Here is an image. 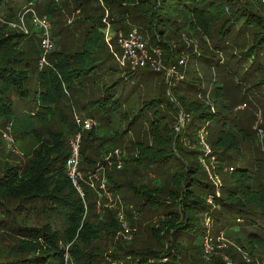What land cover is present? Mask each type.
I'll list each match as a JSON object with an SVG mask.
<instances>
[{
  "label": "trees",
  "instance_id": "1",
  "mask_svg": "<svg viewBox=\"0 0 264 264\" xmlns=\"http://www.w3.org/2000/svg\"><path fill=\"white\" fill-rule=\"evenodd\" d=\"M24 1L29 5L40 3V0ZM62 1L48 0L47 7L42 8H47L44 12L50 13L56 24L59 23L56 19L62 15V11L57 8ZM64 1L70 3L69 0ZM13 2L14 0H0V13L10 20L17 17L12 8ZM78 2L77 8L85 17L76 21H80L82 25V21L86 23L82 28L85 29L82 45L72 54L55 51L49 56V60L53 62L52 68L38 72L41 91L32 101L36 106L34 105V109L32 107L28 117L21 116L18 120H15L14 116L15 101L18 99L25 103L23 99L30 96V73L38 68L36 61L40 59L41 52L39 51V58L33 57L29 51L31 42L27 41V35L0 25V122L12 128L16 134L25 129L26 131L20 134L22 139L27 134H32L36 139V146L30 151L31 158L23 169L8 164L3 169L0 167V230L8 232L18 243V252H11V255H15L14 258L10 259L8 253L4 256L5 253L0 252V264H67V255L71 257L73 264H225L219 257L210 260L201 258L203 233H196L207 232L200 223V216L204 214L217 217L216 222L221 228L233 227L230 224L234 220L236 224V218L243 219L246 228L241 230V234L248 236V244H263L264 184H259L254 190L250 184V171L241 164L244 158L241 141L246 140L247 135L237 116L231 115L234 107L231 103H234L241 93L242 98H246V95L252 96L250 92L254 88L261 90L264 96V0ZM89 3L92 6H89ZM129 24L138 26L139 33L149 38L151 46L155 47L151 49V54L153 50H158L171 70L177 68L182 73L181 80L171 84L172 89L169 88L168 78H165L166 88L170 91L168 101L155 98L147 103L142 102L137 112H123V94L132 88V76L137 74L139 68H128L129 71L122 74L118 68L120 63L116 61L118 57H115L120 49L116 46L114 51L102 33V29H112L115 34L121 31L131 33V30L136 28H130ZM71 26L73 25L65 28H72ZM58 28L61 34L64 27ZM190 31L201 32L210 44H207V40L199 38L200 50L195 51L197 47L193 49L194 46L191 45L192 50L188 51L182 42ZM191 39H195L194 36H191ZM185 55H188L189 60H194L189 69L180 65V59ZM71 58L72 61L68 60ZM189 60L188 64H191ZM199 63L208 72L214 70L236 80L233 88L228 87L232 92L227 98L224 89H221V83L215 82V93L208 95L212 104L204 105L199 99L187 103V95H207V87L198 77L199 73L195 68ZM115 75H118L117 81L104 82L100 87V80L105 76L111 80ZM65 89L71 92L72 98L69 99ZM75 95L80 99L94 96L90 101L86 100V103L100 114L101 121L106 123L105 128L95 126L93 129L97 132L91 129L84 134L85 137L82 136L81 153L86 166L80 169L86 173L100 161L98 152L101 148L118 149L119 145L111 146L108 142H115L129 134L140 121L137 119L149 107H159L155 110L154 121L151 123L155 146L144 147V142L131 146V149L138 150L136 157L130 159L134 161L132 164L136 165L132 175L138 176L141 166L139 164H157L167 169L168 176L165 181L169 180L167 182L171 185V190L169 193L166 191L168 188L163 186L165 181L162 184L155 181L157 186L154 189L150 185L132 186L127 199L129 201L132 198V192L133 198L138 199L140 196L144 202L139 211L166 205L164 217L160 220L161 230H156L155 225L150 226V230L154 232V248L130 251L117 245L108 255H104L99 246L92 248V244L104 239L103 231L108 235L105 239L111 241L112 238L113 246V237L122 230V224L117 222L116 214L112 210L106 209L101 216L97 214V204H94L92 210L88 205L85 207L83 198L67 175L66 163L72 148L69 139L81 135L85 126L80 127L74 119L68 121L63 117L62 121L66 126H62L56 133L41 129L48 132L46 142L42 141L37 129L31 128L37 123L44 124L45 120L47 122L48 114L57 115V105L61 99L74 100ZM231 96L232 101L228 103ZM213 107H217L218 111H213ZM262 107L264 109V104ZM161 108H172L175 112V116H172L174 118L167 119L165 124L162 123L166 119L167 111ZM180 115H185V120L178 125L180 130L177 131L176 127H171V123L175 124L176 121L178 124ZM84 118L90 119L86 115ZM145 121L142 120L143 123ZM93 122L96 125L94 120ZM192 127L190 133L188 128ZM99 128L101 133H98ZM109 133L114 135L113 138L107 139ZM5 134L7 133L0 134V142ZM202 134H206L210 145L200 138ZM96 140L101 142L96 144ZM262 142L260 139V143ZM201 143L210 151L202 150ZM253 143H257L256 138ZM6 147L8 148V145ZM212 158L219 166L218 171L222 170L224 164L235 167L232 173V176L236 174L235 184L226 190L225 197H217L215 187L201 177L207 175L202 160L210 162ZM108 179L109 186L115 191L122 188V184L127 185L121 180L116 182ZM86 191L89 194L91 190ZM207 197L215 199L212 205L207 202ZM170 203L179 207L180 212L168 211ZM215 205L217 208L219 205L223 208L227 219L221 216V212H213ZM27 213L34 214L35 217L43 214L61 217L59 219L63 221L62 230L55 229L51 224L30 225L25 217ZM106 220L109 223H103ZM195 234L196 238L189 241L188 236ZM167 241L170 245L164 250ZM198 242L200 245L194 244ZM68 245L71 247L67 254ZM249 255L254 256V251L250 250ZM250 263L257 264L254 260Z\"/></svg>",
  "mask_w": 264,
  "mask_h": 264
},
{
  "label": "rangeland",
  "instance_id": "2",
  "mask_svg": "<svg viewBox=\"0 0 264 264\" xmlns=\"http://www.w3.org/2000/svg\"><path fill=\"white\" fill-rule=\"evenodd\" d=\"M39 1V0H38ZM48 0H40V3L34 5H29L24 0H14L12 3V8L17 15L16 19L10 20L4 17L2 13H0V25H5L8 28L17 30L24 34L22 31L23 29V23H22V17L21 15L28 10H32L36 12V15L39 18L45 17L49 24L51 25L52 30V37L53 39V45L54 49L52 51H62L65 54H72L75 51L79 50L78 47L82 45V39L84 38V32L85 29H82L83 26L86 24L84 21L83 25L80 21H76L81 19H84L85 16H82V13L80 10H78V0H69L70 3L68 4L64 0L62 3L60 2L58 5V9L62 11V15L58 17L59 23L56 24L54 20L51 18L52 15L50 13H45L42 9L43 7H47ZM58 4V2H57ZM93 5H97V3H93ZM91 3H89V6H92ZM42 9V10H41ZM105 17H108V15H105ZM81 24V25H80ZM26 28L29 31V35H27V41L31 42V46H29V51L33 54V57L40 56L39 51L41 52V45H42V39L40 36V30L39 28L32 23V16L25 17V24ZM70 25L72 28H65ZM130 25V24H129ZM58 27H64L62 30V33L60 34ZM130 28H136L131 30V34L135 31L136 36H139L140 39L145 43L146 50L148 52V55L151 56L150 52L151 49H155V47L151 46L149 38L145 37L141 32L139 33L140 29L138 26H131ZM130 29H128L129 31ZM197 31H190L189 35H186L184 37L182 45L186 46L188 51L192 50V46L197 47V50H200L198 46H200L198 39L201 38L203 41L207 40V44H210L207 37H204L203 34L200 32L195 33ZM38 33V34H34ZM103 35L105 34V38L108 42H111L112 47L115 48L116 46H119L116 42V38L118 35H114L115 33L112 32V29H102ZM125 33V32H120ZM182 33V32H181ZM185 33V31L183 32ZM60 34V35H58ZM127 35H130L129 33H125ZM186 34V33H185ZM191 36H194L195 39H191ZM198 43V44H197ZM192 45V46H191ZM27 50V47L25 48ZM120 51L116 54L115 57H122L121 48L119 47ZM188 55L182 56L180 59V65L183 66L185 69H189L193 66L194 60H189ZM157 61V65L154 68L152 66V63L150 61H147L145 64H141L139 67V70L137 71L136 75L132 76L133 86L132 88L126 92L124 95L125 105L123 107V112H131L136 111L137 109H140L142 106V102H148L155 98H161L164 101L170 99L169 96V89L167 90L165 85V78H168V81L170 82L169 88L172 89L171 84L178 83L182 78V73L179 72L177 68H173L172 71L167 65L165 57L162 58L161 55H157L155 57ZM70 61L73 60V58L68 59ZM191 62V64H188ZM40 59L36 61V65H38V68L30 73V82H29V89H30V96L28 98H24V102L19 101L16 99L15 101V120H18L21 116L28 117L31 113V109L34 105L36 106V103L32 102L34 101L35 97L39 95L41 89L39 87V81H38V72L40 70L46 69V68H52L53 62H50V67L41 68L40 66ZM53 61V60H52ZM118 61V59H116ZM118 68L120 69L122 74H125L127 71H129L128 68H131L133 70H136L137 68H132L129 65L127 66H121L118 64ZM172 68V67H171ZM195 68L197 69L199 75L198 77L202 79L203 84L207 87V95H196L191 94L187 95L186 100L187 103H190L191 101H195L197 99L204 102V105L212 104L208 100V95L210 93H215V82L221 83L222 87L221 89H224L225 97L227 98L228 95L231 94V90H228V87L233 88L236 84V80L232 79V77L228 76L227 74H219L217 71H211L208 72L204 66H202L200 63L195 65ZM154 69V70H153ZM189 73L187 78L189 79ZM118 75L113 76L111 80H109L106 76L100 80V87L104 82H115L117 81ZM167 81V82H168ZM199 81V80H197ZM99 87V88H100ZM68 93V97L72 98L71 92L69 90L65 89ZM168 91V92H167ZM37 92V93H36ZM133 94H131V93ZM252 96L246 95V98H242L243 94L241 93L240 96L234 101V103H231L233 105V110H231V115L237 116L239 119V124L243 126V129L245 131V134L247 135L246 140L241 141L242 143V153L244 155L243 162L241 163L243 166L247 167L250 171V175L252 176V179L250 181V184L254 188V190L257 188V186L261 183L264 184V109L262 107V104H264V96L261 94V90H258L254 88V90L250 92ZM94 97V96H93ZM93 97H87L86 99H80L77 95H75L74 100H68L67 98L61 99L60 103L57 105V115L55 116H47L48 121H43L44 124L37 123L31 128L37 129V131L40 134V137L42 141L46 142L48 137V132L42 131L41 129H47L49 132L56 133L58 129L65 127L66 125L63 124V117L67 118V120L74 119L76 120H94L96 122V125L92 124V126H87V128L83 129L81 132V141L79 143L80 149H83V137L84 134L86 135L87 132L96 131L93 129L96 127H106V123L102 122V117L100 114H98L95 110H93L92 107H89L86 103L87 101H90ZM166 97H168L166 99ZM37 98V97H36ZM98 98V97H95ZM231 99H228V103L232 101ZM37 102V99L35 100ZM261 102V103H260ZM39 103V101H38ZM72 104V105H71ZM180 104V103H179ZM39 106V105H38ZM66 106V109H65ZM54 107V106H53ZM159 107H149L146 111H144L143 115L140 116L137 120L138 121L135 126L132 128L131 132L123 137L118 138L115 142H108V144H111V146L119 145L118 149L121 151V163L123 162L122 170L117 169L114 166L115 161L110 160V153L113 152L114 148L106 147L102 150V148L99 150V158L100 161H98L97 165L91 168L88 173L85 171H82V179L79 182L80 189L83 191L84 197L83 201L85 204V207H88L92 210L94 204H97V214L103 215L106 209L112 210L116 215L115 219L119 224H122V227L114 238V244L111 245V241L105 239V236H108L103 231L104 239L98 243L92 244V248L95 246H99L104 251V255L110 254V250H115L117 245H120V247L123 248V250H130V251H137V250H144V249H151L155 247V240L152 238L153 231L150 230V226H156V230H161L160 226V220L164 217L163 214H165V206H160L158 208H153L152 210L144 209L142 211H139L140 206L143 205L144 200L138 196L136 198H133V192L131 193L132 198L128 201V196L130 194V191L133 187H140L142 185H150L152 189H154L157 186V183L155 181H158L159 184H162L163 181L166 180L168 173L167 169L163 167H159L157 164H153L152 166L147 165L146 163L139 164V172L138 176L132 175L133 167L136 166L135 164H132V160H130L132 157H136L138 150L131 149V146L137 143L142 144L143 146H155V140L153 139V136L151 135V123L154 121V112L155 110H158ZM39 109V108H38ZM60 109V110H59ZM162 109V108H161ZM24 110V111H23ZM162 110L167 111L166 119L163 121L162 124H165L167 119L171 120L175 116L174 110L163 108ZM213 111H218L217 107H213ZM49 112V111H47ZM85 115L89 117L90 119H85ZM134 115V114H133ZM156 115V114H155ZM132 116V114H130ZM180 120L178 124L175 121V124L171 123V127H176V130L179 131L180 127H178L179 124L184 123L185 115L179 116ZM142 120H146L145 123L142 122ZM77 123V122H76ZM126 122L123 124V128L125 127ZM63 126V127H62ZM193 130L192 128H188V131L191 133ZM19 131V130H17ZM22 131H26L25 129L20 130V134ZM98 133L100 132V128L98 129ZM15 131H12V128L6 127L5 125H2L0 122V134H5L7 136H3V141L0 142V167L3 169L6 164L8 165H17L20 167V169H23L27 163L30 160V156L32 155L30 151L32 148H34L36 139L31 135H26L23 139L20 136V134L14 133ZM97 132V131H96ZM19 133V132H18ZM69 135L71 136L72 133L69 130ZM50 136V135H49ZM114 135H111L110 133L107 136V139L113 138ZM206 134H202L200 136L201 139L206 141ZM76 137L72 136L71 139H69L70 147L72 146V142ZM257 139V143H253L254 139ZM260 139L263 141L260 143ZM5 140V141H4ZM41 141V142H42ZM3 142V143H2ZM101 141L96 140V144L100 143ZM106 143V140H105ZM202 144V143H201ZM209 144V143H208ZM8 145V148L6 147ZM210 145V144H209ZM39 145H37L38 147ZM140 146V145H138ZM202 150L204 149L203 144L200 146ZM211 148V147H210ZM195 149V148H192ZM116 150V149H115ZM83 155L81 153V163L80 167L83 168L85 162L83 163L82 159ZM109 159V161L107 160ZM105 163L103 164V162ZM112 162V164L110 163ZM218 163V162H217ZM115 167V168H114ZM218 164L212 165L208 167L207 170V177L205 175H202L201 177L208 181L211 185H213L217 192V197H225L226 196V190L232 188L231 186L235 184V177L232 176V173L235 170L234 165L231 164H224V167L222 170L218 169ZM1 173V171H0ZM89 174L91 176H89ZM111 180H118L124 181L127 185L122 184V188L119 190H112L109 179ZM169 181V180H167ZM165 181L166 183L163 184V186L167 187L168 190H166L168 193L171 190V185ZM133 184V185H132ZM86 189H90V193L87 194ZM78 191V190H77ZM79 193V191H78ZM80 194V193H79ZM90 197V199L87 200V198ZM206 198L205 196H203ZM86 200V202H85ZM214 198H208L207 202L212 205L214 203ZM168 202V201H167ZM171 207L168 208V211H178L180 212L179 207H175L172 203ZM215 205V211L214 213L221 212L222 217L224 219H227V216L223 213V208L219 205L218 208ZM156 209V210H154ZM256 211H258L257 208H254ZM132 210V214H131ZM130 211V213H129ZM28 218V223L30 225H39L43 226L46 224H51L55 229L60 228L62 230L63 221L59 218H56L55 216H50L48 214L39 215V217H35V215L25 214ZM238 219V220H237ZM217 217H214L213 215H207L204 214L202 217L200 216V223L202 224V227L204 228V231L207 232H199L196 234H202V241L201 245L203 246V253H202V259L210 260L215 259L217 257L222 258L223 262H226L227 264H240L242 261V264H249L251 260H254L257 264H264V243L263 244H257L250 246L247 242L248 236L242 235L241 230H244L246 227L244 226L243 219L236 218V224L235 220L232 224H230L233 227H222L219 223L216 222ZM103 223H109L108 220L103 221ZM240 224V225H239ZM239 231V232H234ZM249 231V230H248ZM247 231V232H248ZM189 235L188 239L189 241H192L196 238L197 235ZM259 235L258 233H255ZM195 245H200V242L194 243ZM170 243L168 241L166 242L164 246V250H166L169 247ZM256 246L254 249L253 247ZM71 247V245H68L66 248L67 254L68 249ZM242 247H245L243 249ZM119 249V248H118ZM254 251V256L249 255V251ZM0 252L5 253L4 256H7L6 253H8L10 259L12 257L14 258L15 255H11V252H18V243L15 238L10 236L8 232L1 231L0 230ZM215 257V258H214ZM7 258V257H6ZM67 264H73L71 261V257L66 256ZM246 261V262H245ZM225 263V264H226ZM251 264V263H250Z\"/></svg>",
  "mask_w": 264,
  "mask_h": 264
},
{
  "label": "built area",
  "instance_id": "3",
  "mask_svg": "<svg viewBox=\"0 0 264 264\" xmlns=\"http://www.w3.org/2000/svg\"><path fill=\"white\" fill-rule=\"evenodd\" d=\"M32 16V23L35 24L39 30H40V36L42 39V45H41V57H40V66L41 68L50 67L51 64L49 62V56L52 54V51L54 49L53 45V39H52V28L49 22L45 17L39 18L36 15V12L32 10L25 11L21 17H22V23H23V29L25 35L29 34L28 29L26 28L25 24V17ZM122 32V31H121ZM130 35L123 34L118 32L115 35H118L116 38V42L118 43V47L121 48L122 57H118V61L121 64V66H127L129 65L132 68H137L141 64H145L147 61H150L152 63V66L155 68L157 65V61L155 57L157 55H161V53L158 50H153L151 56L148 55V52L146 50L145 43L140 39L139 36H136V32L134 31ZM107 41V39H106ZM107 43L112 47L111 42ZM172 71V70H171ZM77 125L80 127L85 126H92V124L95 125L93 120H76ZM6 136V135H4ZM7 138V136H6ZM203 140V139H202ZM81 141V135L77 136L72 142V148L70 156L66 163V172L68 177L71 179L74 187L79 191L80 195L84 197L83 191L80 189L79 182L82 179V171L80 169V163H81V149H80V143ZM205 151H210L208 147L205 145L203 146ZM122 153L119 149L114 150L112 153H110V160L115 161L113 164L117 169H122L123 162L121 163ZM109 161V159H107ZM112 164V162H110ZM202 165L208 170V167L215 165L216 162L214 158L211 159L210 162L202 160ZM89 176H91L89 174Z\"/></svg>",
  "mask_w": 264,
  "mask_h": 264
}]
</instances>
